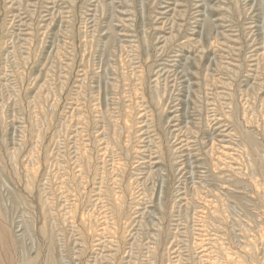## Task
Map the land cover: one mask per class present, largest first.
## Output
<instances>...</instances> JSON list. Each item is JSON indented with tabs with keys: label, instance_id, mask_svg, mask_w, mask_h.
I'll use <instances>...</instances> for the list:
<instances>
[{
	"label": "rangeland",
	"instance_id": "374dc122",
	"mask_svg": "<svg viewBox=\"0 0 264 264\" xmlns=\"http://www.w3.org/2000/svg\"><path fill=\"white\" fill-rule=\"evenodd\" d=\"M0 216L22 264H264V0H0Z\"/></svg>",
	"mask_w": 264,
	"mask_h": 264
},
{
	"label": "bare ground",
	"instance_id": "6f19581e",
	"mask_svg": "<svg viewBox=\"0 0 264 264\" xmlns=\"http://www.w3.org/2000/svg\"><path fill=\"white\" fill-rule=\"evenodd\" d=\"M18 244L19 242H16L12 237V234L9 230V227L7 226V223L0 216V264H22L21 260L17 259L18 248H19ZM55 262L56 260H54V258L50 261L51 264H55ZM24 264H34V263L30 260H26Z\"/></svg>",
	"mask_w": 264,
	"mask_h": 264
}]
</instances>
